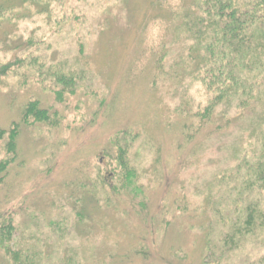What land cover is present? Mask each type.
<instances>
[{
  "label": "rangeland",
  "instance_id": "374dc122",
  "mask_svg": "<svg viewBox=\"0 0 264 264\" xmlns=\"http://www.w3.org/2000/svg\"><path fill=\"white\" fill-rule=\"evenodd\" d=\"M151 1L0 0V129L29 102L49 115L21 126L0 185L13 243L41 264H264V232L221 253L233 207L264 203L242 168L230 177L253 155L247 129L194 147L178 110L203 93L155 79L143 48L160 29ZM165 50L175 70L179 48ZM120 159L135 175L127 189Z\"/></svg>",
  "mask_w": 264,
  "mask_h": 264
},
{
  "label": "trees",
  "instance_id": "16d2710c",
  "mask_svg": "<svg viewBox=\"0 0 264 264\" xmlns=\"http://www.w3.org/2000/svg\"><path fill=\"white\" fill-rule=\"evenodd\" d=\"M151 7L155 13L152 23L158 22L160 29L155 37L144 41L143 48L155 79L178 83L190 79L203 93L198 103L189 100V110L178 108L181 115L193 119L194 147L246 128L248 136L244 138L252 141L247 146L254 149L253 155L248 158L251 153L246 151L230 177L240 178L242 168L249 177L248 188L247 184L244 188L264 197V0H152ZM165 48H179L172 65L175 70L164 68ZM6 70L1 68L0 75ZM48 120L45 110L29 102L19 121L7 131L0 129V154L3 151L5 156L0 159V185L16 162L21 126ZM119 167L124 172L119 178L127 189L134 182V172L123 170L121 159ZM257 197H249L241 210L232 206L221 239L222 254L243 249L264 232V203ZM16 230L15 212H0V260L6 264H41L32 248L13 243Z\"/></svg>",
  "mask_w": 264,
  "mask_h": 264
}]
</instances>
